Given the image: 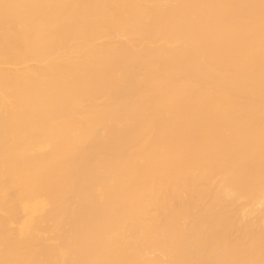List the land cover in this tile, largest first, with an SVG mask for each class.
<instances>
[{
  "label": "bare ground",
  "instance_id": "bare-ground-1",
  "mask_svg": "<svg viewBox=\"0 0 264 264\" xmlns=\"http://www.w3.org/2000/svg\"><path fill=\"white\" fill-rule=\"evenodd\" d=\"M0 264H264V0H0Z\"/></svg>",
  "mask_w": 264,
  "mask_h": 264
}]
</instances>
